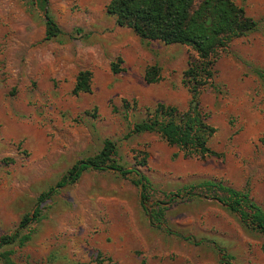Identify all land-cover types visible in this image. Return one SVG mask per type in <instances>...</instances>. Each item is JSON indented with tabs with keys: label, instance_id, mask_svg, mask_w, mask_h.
<instances>
[{
	"label": "rangeland",
	"instance_id": "rangeland-1",
	"mask_svg": "<svg viewBox=\"0 0 264 264\" xmlns=\"http://www.w3.org/2000/svg\"><path fill=\"white\" fill-rule=\"evenodd\" d=\"M109 1L49 0L63 34L46 40L35 0H0V236L34 217L20 230L30 238L5 249L33 264H264L263 232L223 203L185 191L221 181L249 191L264 211V0H234L259 24L221 53L215 87L200 94L216 128L209 144L224 154L205 159L156 132L128 134L158 102L189 107L182 78L195 52L120 26ZM151 65L160 67L155 83L145 79ZM83 69L93 72L92 92L76 95ZM102 153L150 179V209H163L162 227L142 207L132 175L91 168L65 180L75 162Z\"/></svg>",
	"mask_w": 264,
	"mask_h": 264
},
{
	"label": "trees",
	"instance_id": "trees-1",
	"mask_svg": "<svg viewBox=\"0 0 264 264\" xmlns=\"http://www.w3.org/2000/svg\"><path fill=\"white\" fill-rule=\"evenodd\" d=\"M39 10L45 17V39L52 40L63 34V30L50 13L49 0H35ZM107 12L116 18L120 26L130 27L144 39L159 40L165 44L190 45L195 56L188 61L183 71L182 82L191 94L190 105L181 109L176 105L158 102L148 112L146 118L134 122L129 135L142 132H156L169 145L175 146L185 156L223 157L209 144L216 128L208 121V113L200 101V94L214 84V66L221 53L229 48L230 43L258 27L259 20L247 14L244 6L234 0H110ZM120 62L122 58L119 57ZM112 70L120 71L119 64L112 62ZM93 72L90 69L80 70L77 74L73 93L92 92ZM161 78L160 67L151 65L145 71V79L149 83L158 82ZM215 87V85H213ZM126 111L129 112L125 99ZM174 153V157L179 155ZM101 155L78 160L69 170L65 180L75 183L87 169L115 170L122 176H133V182L140 188L141 204L153 222L162 227L163 209H150V192L153 189L150 179L138 168H126L110 157ZM147 153L138 165H146ZM59 183V185H61ZM55 187L42 192L38 197L35 216L39 215L40 206L50 199ZM185 191L192 196H203L217 200L231 211L238 213L253 229L264 233V211L250 197L249 191L239 190L223 184L221 181L205 180ZM34 217L25 214L18 229L0 236V258L6 264L20 263L13 259L10 250L5 247L19 243L23 245L30 234H22L21 228L28 226ZM170 231V230H168ZM178 235V233H177ZM187 240L191 236L183 235Z\"/></svg>",
	"mask_w": 264,
	"mask_h": 264
}]
</instances>
